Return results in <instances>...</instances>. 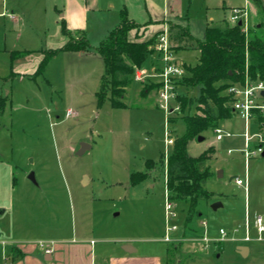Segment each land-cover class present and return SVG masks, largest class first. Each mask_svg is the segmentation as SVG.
<instances>
[{"label":"rangeland","instance_id":"1","mask_svg":"<svg viewBox=\"0 0 264 264\" xmlns=\"http://www.w3.org/2000/svg\"><path fill=\"white\" fill-rule=\"evenodd\" d=\"M219 1L181 0L180 15L168 17V46L176 58L194 64L198 50L189 40L181 41L184 47L178 48L170 36V24L186 26L194 40H205L207 25L233 23L231 8L245 5L244 0H225V6ZM132 7L135 18L145 20L141 5ZM5 8L6 15H0V243H47L77 230L94 242L102 236L112 241L127 238L140 249L165 251L167 243L161 239L167 226L175 225L169 236L184 234L185 239L176 242L180 246L174 264H261L264 258L257 256L264 257V232L251 254L244 256L237 250L238 245L253 243L243 239L247 216L251 221L256 215L264 218V155L246 159L241 151L245 120L234 113L217 125L231 136L219 140L217 126H209L188 141L187 152L193 156L214 147L206 162L211 169L205 183L208 195L194 203L171 199L176 216L167 221L166 162L175 139L186 130L182 116L195 110L199 86L185 92L192 98L189 110L165 113L160 105L161 86L156 90L145 83L149 78L160 80L151 75L152 69L157 72L164 66L154 60L158 51L161 61V50L155 47L144 65L130 75L123 98L126 105L114 107L108 93L102 100L98 97L105 66L96 47L86 53L61 50L39 69L48 38L56 30V12L44 15L36 7H25L30 19L14 21L9 18V3L4 6L0 0V11ZM115 12H97L99 21L87 29L91 43L103 38L104 22L112 21L114 15L118 18L119 11ZM253 20L257 19L251 18L250 26ZM136 27L140 26L131 29ZM25 48L31 50L28 63L16 65L17 54L22 55ZM182 49L185 53H179ZM22 65L35 67L24 73ZM137 68L147 69L150 75L137 79ZM171 105L180 108L181 102L173 98ZM249 129L251 134L257 132L258 124L252 120ZM167 137L174 143L167 144ZM81 143L90 147L79 154ZM134 172L146 176L133 182ZM31 173L35 181L29 178ZM236 178L245 180L244 184H237ZM217 201L222 205L214 209ZM250 226L251 238L258 237L253 222ZM201 235L209 240L203 251L196 241Z\"/></svg>","mask_w":264,"mask_h":264},{"label":"trees","instance_id":"2","mask_svg":"<svg viewBox=\"0 0 264 264\" xmlns=\"http://www.w3.org/2000/svg\"><path fill=\"white\" fill-rule=\"evenodd\" d=\"M254 1L259 3L258 0ZM170 25V36L178 42V48L184 47L181 41L189 40L193 48L198 50L194 64L182 62L185 71L176 82L178 93L175 99L181 102V109L178 110L183 112L192 107V98L185 94L189 87L198 85L199 95L195 110L182 116L186 130L177 136L168 156L165 182L170 199L189 200L194 203L208 195L205 183L211 175V169L206 162L210 159L214 147L210 146L201 154L193 156L187 152V143L194 136L200 135L203 129L216 127L219 120L233 114L231 96L225 93L231 84L244 81L246 76L252 80L264 79V23L259 26L249 25L247 31L238 23H226L223 27L207 25L205 40H194L186 26L179 23ZM134 26L138 25L128 18L124 10L119 25L96 46L105 66L101 76V89L97 92L98 97L102 100L108 93L114 107L126 105L123 98L131 79L130 75L133 76L135 68L142 67L155 51L152 39L129 40L127 33ZM63 31L67 32L64 25ZM90 47L86 36L70 37L60 48L44 52L39 69L49 56L61 50L86 51ZM146 85H154L158 90L161 82L155 79ZM145 91L147 93L146 87ZM145 176L146 173L134 172L132 180L137 182ZM173 251L174 248H168V262L174 254Z\"/></svg>","mask_w":264,"mask_h":264},{"label":"crops","instance_id":"3","mask_svg":"<svg viewBox=\"0 0 264 264\" xmlns=\"http://www.w3.org/2000/svg\"><path fill=\"white\" fill-rule=\"evenodd\" d=\"M244 1V6L238 5L234 7H241L247 11L246 22L248 26L251 18L257 19L253 20V24L255 26H259L261 24L260 20L264 21V0H258V4H256L254 0ZM2 2L4 6L5 3H9V6L12 9L11 13H9V18L14 21L18 18L20 21L30 19L31 12L29 11L28 13L30 14H26L24 10L25 7H36L37 10L44 15L46 13H51L52 11L56 12V30L53 34L54 36L48 38L46 43L47 50L60 48L70 37L78 38V36L81 35L86 36L91 48L98 46L100 41L104 39L113 28L119 25L122 18V12L124 10L127 12L128 18L133 23L140 26L139 28L136 27L129 30V40L146 41L152 39L155 40L154 43L156 45L157 36L162 32V30L167 28L168 17L172 14L180 15L181 11V0H2ZM135 3L137 5H141L143 12L146 14L144 15L146 16L145 20H139V18L136 19L133 15L132 6L135 5ZM219 4L221 6H225V0H220L218 5ZM5 9L6 10L0 11V15H6L7 8ZM110 10H114V12L119 11L118 18L114 15L112 21L106 20L104 24L106 25L107 30L106 32L105 28L102 30V33L103 31L105 32L103 38L99 39L95 44L91 43L89 37L90 35L87 31L89 25L92 22L99 21L97 12L100 14L104 11ZM117 19L118 22L116 23L115 21H117ZM114 22L116 24L111 26ZM100 23H102V21ZM63 25L66 27L67 32L63 31ZM155 45L152 46L155 47ZM30 51V49L25 48L22 55L17 54V56L20 57L18 59L16 58L14 61L18 64L14 63L13 66L15 64L20 65V63H28L26 58L31 55ZM183 51H185V49L179 50V53H185ZM74 52L86 53V51ZM155 53L156 57L154 60L158 61V64L161 65L158 51ZM177 60L182 63L185 61V58L178 56ZM22 67H24V69L21 70V72L26 73L27 71L32 72L35 66L33 65L31 67L28 65H22ZM30 67L31 70H29ZM155 79L149 78L148 81H145V83H150ZM164 178L166 181V170ZM166 219L169 221L167 217ZM251 223L252 221L250 220L249 229H251ZM171 228L174 229L176 226H167L166 236L161 239L167 243L165 251L163 249L161 251L158 248L147 249L143 247V249H140L138 245L134 244L127 238L112 241L111 238H104L102 236L98 239V241L96 240V242H94L92 237L83 236L81 233H78L77 230H73L65 236L60 235L48 239L47 243H45L47 246L51 247L52 250L50 252H47L45 246H42L40 242L39 244L30 242L23 243L20 240H16L17 242H12L9 246H7L6 242H1L0 264H174L172 260L173 257L176 256V252L179 250L178 246H180L179 244H176V242L183 241L185 238L184 234L181 236L175 235L174 237H170L169 231ZM235 230L237 231L238 228ZM261 234L262 233H259L258 237H254L251 240H245V236L243 237L245 241L253 242L251 245H247L248 250L246 251V255L251 254L252 248L255 250L258 248V242L262 240ZM203 237L206 236L201 235L196 237V241L200 242L199 248L201 251L206 250L209 246L208 238L206 237L207 239H204ZM174 246H177V248L175 249ZM168 248H174V254L171 256L169 262ZM145 250H147V252H145ZM237 250H239L238 246ZM257 257L261 259L264 258L259 255ZM178 261L180 263V260ZM261 264H264L263 259Z\"/></svg>","mask_w":264,"mask_h":264},{"label":"built area","instance_id":"4","mask_svg":"<svg viewBox=\"0 0 264 264\" xmlns=\"http://www.w3.org/2000/svg\"><path fill=\"white\" fill-rule=\"evenodd\" d=\"M247 11L241 7H234L231 9L230 20L233 23L242 21V27L244 31H247L248 25L246 22ZM159 41L155 45L157 49L161 50V62L164 65L160 71L153 69L151 75L158 76L161 82V88L159 95L161 97V107L165 113H171L179 109L178 105H171L173 98H176V81L179 80L184 74V69L178 62L177 58L173 55L171 49L168 46V33L166 29L158 36ZM150 75L147 69L137 68L135 71V77L141 79L144 76ZM227 93L232 99V110L237 115H240L245 120V130L242 134L244 137V147L241 151L244 153L246 159L263 153L264 151V79L252 80L249 76H246L244 81L235 82L227 88ZM254 120L258 124L259 130L253 134L250 133L249 125ZM216 138L222 139L224 136L231 135L230 132H224L220 127L215 128ZM167 144H173L174 139L171 137L166 138ZM232 150L229 149L228 152ZM245 180L242 178H236L237 184H244ZM166 217L168 219L176 216V211L171 199L167 195L165 203ZM249 218L245 221V240H251L249 234ZM206 223L205 221H203ZM254 226L259 233L264 232V218L261 215H256L252 220ZM220 234L224 235L225 231L220 229ZM207 239L206 237H203ZM260 238V237H259ZM42 246H45L46 251L50 252L51 247L47 246L45 241L40 242Z\"/></svg>","mask_w":264,"mask_h":264},{"label":"water","instance_id":"5","mask_svg":"<svg viewBox=\"0 0 264 264\" xmlns=\"http://www.w3.org/2000/svg\"><path fill=\"white\" fill-rule=\"evenodd\" d=\"M238 24L241 25V24H242V21L239 20V21H238ZM263 93H264V91H263ZM198 138H199V139H202L203 137H202V136H199ZM88 147H90V145H88V144H86V143H81V148H80V150L78 151V153H79V154L83 153ZM262 155H264V151H263ZM219 174H221V170H219ZM29 178H30L32 181H35V177H34V174H33V173H31V174L29 175ZM221 205H222V203L219 202V201H217V202H215V203L212 204V207H213L214 209H217V208H218L219 206H221ZM238 249H239L238 251L240 252V254H242V255H246V251L248 250V246H247V245H238Z\"/></svg>","mask_w":264,"mask_h":264}]
</instances>
